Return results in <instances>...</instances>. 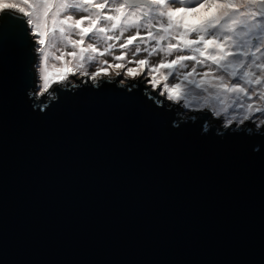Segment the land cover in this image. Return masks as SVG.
<instances>
[{
    "label": "water",
    "instance_id": "water-1",
    "mask_svg": "<svg viewBox=\"0 0 264 264\" xmlns=\"http://www.w3.org/2000/svg\"><path fill=\"white\" fill-rule=\"evenodd\" d=\"M26 27L0 35V264H264V125L119 78L36 97Z\"/></svg>",
    "mask_w": 264,
    "mask_h": 264
},
{
    "label": "snow or ice",
    "instance_id": "snow-or-ice-1",
    "mask_svg": "<svg viewBox=\"0 0 264 264\" xmlns=\"http://www.w3.org/2000/svg\"><path fill=\"white\" fill-rule=\"evenodd\" d=\"M201 10L209 15L200 23H189L188 17L198 16ZM17 11L23 16H17ZM76 11L86 15L74 19L73 12ZM85 21L87 26L81 27ZM19 24L27 26L25 35L33 37L32 43L38 41L39 45H44L47 38L49 45L56 48L57 41H65L73 49L67 55L78 61L85 60V52L89 53L87 59L90 61L94 58L92 53L99 51L92 43L81 47L85 37L119 41L126 32L135 30L133 35L120 42V49H128L134 43L147 45L154 42L150 49L136 47L133 56L141 51L148 57L164 54V58L148 66L146 71L152 88H162L154 94L148 90L150 98L158 105H163L159 98L166 97L168 101H177L178 107H184L179 103L181 100L190 104L189 96L197 98L202 92L207 94L203 96L204 101L211 103L213 108L219 106L224 111L231 108L233 113L241 115L235 127H240L243 120L257 128L260 126L257 120L264 122V0H99L95 3L93 0H60L59 3L25 0L23 7L0 3V35ZM117 31L118 35L108 34ZM71 33L78 35L79 39H71ZM113 47L115 45L108 44L100 54L109 53ZM75 49H79V53ZM40 52L47 61L49 54L43 47ZM173 53L178 54L168 60ZM63 55L54 56V59H61ZM126 56L127 52L122 51L114 60L121 61ZM39 59L37 57L38 78ZM189 61L192 63H186ZM132 62L149 64L147 59ZM197 66L204 71H198ZM82 68L83 64L78 62L77 71ZM127 71L131 73L132 69ZM158 72L159 77L155 75ZM81 74L89 75L87 72ZM99 74L97 68L90 75L95 79ZM169 77L175 82H168ZM42 80L47 91L51 86L47 69ZM161 80L164 81L162 84ZM186 85L199 91L193 92ZM36 91L39 92V87ZM55 91L52 88V92ZM220 118L224 119L223 116ZM233 119H236L234 115L227 122Z\"/></svg>",
    "mask_w": 264,
    "mask_h": 264
},
{
    "label": "rangeland",
    "instance_id": "rangeland-1",
    "mask_svg": "<svg viewBox=\"0 0 264 264\" xmlns=\"http://www.w3.org/2000/svg\"><path fill=\"white\" fill-rule=\"evenodd\" d=\"M93 2H99V0H93ZM0 3H11V4H18L19 6L23 7L25 0H2L0 1ZM27 11V9H26ZM215 10H212V12ZM18 12V11H17ZM20 15H23V13L18 12ZM206 14L203 10H201L200 14L198 16H202ZM86 15V13L83 12H73V17L74 19H80L81 16ZM198 16H189L190 18H197ZM199 22H195V23H200ZM103 23V22H102ZM87 26V21H85V23L83 25H81V27H86ZM94 31V30H93ZM135 30H130L128 32H126L124 34V37H121V40H113V41H106L103 38H99V37H93L91 40L88 39V37H85V41L84 44L81 45V47H86V45L88 43H92L94 44L99 51L96 52L97 56H95L92 60H88V65H86V67H84L85 65H83V68L80 71H77L76 69V65L77 62H74L72 60L71 56H67L65 58V60L68 62L67 67L65 68V70L63 71L62 74H58V75H54L53 73L48 72L47 75L50 78V82H54L57 85L60 86H64L66 84L69 83H74L76 84L77 81H85V76H87L90 80H100V79H111V78H117L119 77L121 80V83H126L127 80H139V81H143L144 84H149L148 80L150 79L149 77L146 76V71H147V67L151 66L153 64H156L160 59L164 58V54L160 53L159 55H152L151 57H148L146 52L141 51L138 55L133 56V52L135 51L136 47H140V48H144V47H149V49L151 48V44L154 42H149V44L145 45L143 43H134L132 46H130L128 49H120L119 44L120 42L125 39L127 36L129 35H133ZM109 35H118V31L116 33H108ZM141 35H144V33L142 32ZM71 39L76 40L79 39V36L76 35L75 33H71L70 34ZM33 39V37H32ZM47 41V38H46ZM166 43V42H163ZM108 44H113L115 45V47H113L111 49V51L109 53H105L103 55H101L100 53L104 52V49L107 47ZM46 43L44 45H39L38 41L35 43L34 45V51L36 54V60L34 63V71H35V78H36V86L35 89L33 91V94L36 95V97H41L42 99L47 97L49 95V90H45L43 87V80L42 77L43 72H42V68L48 66V64L50 65V60L48 59L47 61L44 60V54L40 52V48L41 47H45ZM79 49H75V51H77ZM73 51L71 45L67 44L65 41H57V46L54 49V52L56 54V56H60L61 53H68ZM122 51L127 52V56L121 60V61H115L114 57L117 55H120ZM178 53H173V55L171 57H167L168 60H171L175 57V55H177ZM37 57H39V78H38V68H37ZM63 57V56H62ZM136 59H147L149 61V64L147 66L145 65H136L135 63H133L132 61L136 60ZM64 60V59H63ZM70 61V63H69ZM105 61H107V63H105ZM188 64H191L192 62H186ZM53 65L56 64L52 63ZM97 68L100 69V74L97 75L95 77V79H93L91 77V73L96 72ZM131 68L132 72L128 73V69ZM141 69H144V72H141ZM198 71H204L203 68H201L200 66H197ZM188 69H181V71H187ZM82 72H87L89 75H83L81 74ZM117 72L120 73V75H117ZM75 73V74H73ZM155 75H157L158 77L160 76V73H156ZM66 77V78H65ZM58 81V83H57ZM164 81H160V83L162 84ZM168 82H175L173 80L172 77L168 78ZM152 86V85H151ZM37 87H39V92H37ZM155 90H157L158 92L162 90V88L158 87L155 88ZM175 94V92H174ZM206 94V93H205ZM202 93L200 94L199 97L197 98H193L192 96H189V100H191V103L189 104L187 100H181L179 103L184 104V107H179L181 113L183 115H195L194 112L191 113L193 110H206V112L208 113L209 116H211L221 127H228V126H233L238 123L241 119V115L239 113H233L232 109L228 108L226 111L222 110L219 106L213 108L211 103L205 102L203 99V96H201ZM207 95V94H206ZM166 98V97H165ZM175 103H177V101H174ZM196 113V112H195ZM235 116L236 119H233L230 123H228V118L230 116ZM255 116H259V113H254ZM223 116L224 119H221L220 117ZM257 124H259L260 126L264 125V122L257 120L256 121ZM256 126L255 124H250L248 122V120H243V123L241 126Z\"/></svg>",
    "mask_w": 264,
    "mask_h": 264
},
{
    "label": "bare ground",
    "instance_id": "bare-ground-1",
    "mask_svg": "<svg viewBox=\"0 0 264 264\" xmlns=\"http://www.w3.org/2000/svg\"><path fill=\"white\" fill-rule=\"evenodd\" d=\"M0 1H2V0H0ZM51 2L52 3H59L60 0H51ZM207 15H209V13H206V14H204L202 16H198L197 18H190V17H188V22L189 23L199 22V21H201V19L203 17H206ZM54 49L55 48L51 47L49 45V43L46 41V46L44 47V51H45V53H48L49 54V58L48 59L50 60L49 61L50 62V65L48 64V66H46L45 68L44 67L42 68L43 74H45V69H47V73L50 72V73H53L54 75L62 74L63 71L65 70V68L67 67L68 62L65 60V58L68 55L66 53H63L64 55H63V57L61 59H54V56H56V54L54 52ZM77 52L79 53V50H77ZM83 55L85 56V60H83V61H78L76 58H73V57H72V60L74 62H77V63L79 62V63L85 65L84 67H86V65H88V63H89L88 60H87V57H88L89 53L88 52H85ZM92 56L93 57L97 56V53H92ZM55 62H56V64L53 65L52 63H55ZM185 87L188 88V89H192V86H190V85H186ZM192 91L193 92H197L199 90L192 89ZM204 95H206V94L205 93H202L201 96H204Z\"/></svg>",
    "mask_w": 264,
    "mask_h": 264
},
{
    "label": "flooded vegetation",
    "instance_id": "flooded-vegetation-1",
    "mask_svg": "<svg viewBox=\"0 0 264 264\" xmlns=\"http://www.w3.org/2000/svg\"><path fill=\"white\" fill-rule=\"evenodd\" d=\"M116 78V77H115ZM117 78H119V77H117ZM85 79H89L87 76H85ZM84 79V80H85ZM120 79V78H119ZM90 80V79H89ZM121 80V79H120ZM130 81H135V80H127V82H130ZM136 81H139V80H136ZM145 85H147V87L151 90V91H154L153 89H151V87L149 86V84H145ZM154 92H156V91H154ZM164 99H166L165 97H163ZM167 100V99H166ZM168 101V100H167ZM169 102H172L173 104H175V105H177V103H175L174 101H169Z\"/></svg>",
    "mask_w": 264,
    "mask_h": 264
},
{
    "label": "clouds",
    "instance_id": "clouds-1",
    "mask_svg": "<svg viewBox=\"0 0 264 264\" xmlns=\"http://www.w3.org/2000/svg\"><path fill=\"white\" fill-rule=\"evenodd\" d=\"M193 111H196V110H193ZM193 111L191 113H193ZM206 111V110H205Z\"/></svg>",
    "mask_w": 264,
    "mask_h": 264
}]
</instances>
